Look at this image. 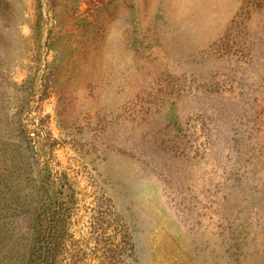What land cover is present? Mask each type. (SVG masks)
Instances as JSON below:
<instances>
[{
    "label": "rangeland",
    "instance_id": "obj_1",
    "mask_svg": "<svg viewBox=\"0 0 264 264\" xmlns=\"http://www.w3.org/2000/svg\"><path fill=\"white\" fill-rule=\"evenodd\" d=\"M0 264H264V0H0Z\"/></svg>",
    "mask_w": 264,
    "mask_h": 264
}]
</instances>
